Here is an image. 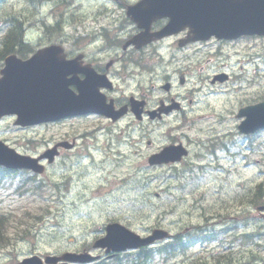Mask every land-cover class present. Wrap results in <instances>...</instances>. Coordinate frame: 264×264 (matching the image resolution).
I'll return each mask as SVG.
<instances>
[{
	"label": "rangeland",
	"instance_id": "374dc122",
	"mask_svg": "<svg viewBox=\"0 0 264 264\" xmlns=\"http://www.w3.org/2000/svg\"><path fill=\"white\" fill-rule=\"evenodd\" d=\"M125 1L136 0H45L35 6L27 0L0 1V37L5 21L16 17L23 25L39 26L23 36L30 45L60 43L66 51H82L93 64V53L103 46L102 39L93 41V31L103 25L100 14L109 11L104 3L111 6L112 26H122V36L133 31ZM44 30L48 35L38 33ZM121 54L116 48V53L111 49L98 56ZM127 54L118 67L124 61L137 62L144 81L136 91L137 77L117 79L121 91L116 94L143 96L139 91H150L148 97L156 101L168 95L161 85L171 82L169 94L182 99L189 115L183 129L190 156L175 166L150 168L133 152L145 154L167 141L165 129L178 115L160 125L137 122L131 115L110 131L91 114L24 128L13 124L14 116H2L0 140L22 154L38 155L61 140L75 139V146L61 150L53 163H44L43 174L17 172L0 182V214L7 217L0 264H13L32 253L82 251L111 220L141 235L154 227L184 232L196 224L217 230L211 244H195L186 254L170 258L156 254L147 264H173L191 253L210 258L213 252L228 250L239 264H264V217L248 199L254 185L264 181V130L245 137L237 130L236 117L238 108L264 99V36L197 42L183 49L173 37ZM219 73L227 79L212 82ZM117 137L130 142L118 143ZM138 137L141 143L135 142ZM148 139L151 149L146 147ZM119 147L129 155L121 162L111 155ZM26 175L40 187L33 189L23 181ZM232 223L237 225L234 231L254 236L242 241L230 228H220ZM90 251L100 253L92 247Z\"/></svg>",
	"mask_w": 264,
	"mask_h": 264
},
{
	"label": "water",
	"instance_id": "95a60500",
	"mask_svg": "<svg viewBox=\"0 0 264 264\" xmlns=\"http://www.w3.org/2000/svg\"><path fill=\"white\" fill-rule=\"evenodd\" d=\"M127 14L145 30L125 46L132 42L140 47L154 38L177 32L186 26L192 34L184 43L207 39L212 34L217 38H232L240 33L264 34V0H140L128 7ZM163 16L169 17L168 23L160 31L151 33V22ZM61 55L60 46H49L26 61L19 60L15 55L7 56L0 78V115L15 112L18 114L15 123L27 125L93 111V105L97 103L93 90V69L87 65L79 67L75 61L62 60ZM79 71L85 73L82 80L76 77ZM69 73H73V77L67 79ZM71 83L77 85L78 94L69 88ZM238 116H245L239 125L241 131L252 132L263 128L264 101L240 109ZM56 147L48 149L41 157L47 156L51 161L57 153ZM178 148H165L153 156L151 162L178 159L181 154ZM37 160L16 153L0 141V164L41 172L43 166ZM167 236L168 233L163 229H154L150 235L140 237L119 223H111L106 226L105 235L97 239L93 246L105 248L106 252L122 251L148 245ZM94 258L87 253H65L60 257H46L45 261L56 264L59 259L85 262ZM18 264L43 263L33 256Z\"/></svg>",
	"mask_w": 264,
	"mask_h": 264
},
{
	"label": "flooded vegetation",
	"instance_id": "af4514ba",
	"mask_svg": "<svg viewBox=\"0 0 264 264\" xmlns=\"http://www.w3.org/2000/svg\"><path fill=\"white\" fill-rule=\"evenodd\" d=\"M168 37H170V36H168ZM168 37H166V38H168ZM171 37H172V35H171ZM153 43L154 42H151V44H153ZM110 49L111 48H107V47H102L101 49L99 48L98 52L95 51L96 55H93V69L98 74L106 75L107 78L113 82V88H111V89H107L105 84H100V86H101L100 91L107 97V99H113L115 108H119L123 105H127L128 110H127L125 116L130 115V113H131L130 111L132 108V102L134 104H136L137 101H138V104H140V102H143V105H144L142 121L147 120V118H148L151 122L160 123L161 121L165 120V118L168 117V115H170V116L178 115L179 120L175 122V125H172L170 127V129L173 130L171 134L174 133V135L172 136L169 133V135L167 137V141H165V142L168 144H183L187 148L188 155H189L190 149L186 144L185 134L183 131L185 121H187L186 116L183 114V110L185 108V105L180 98L174 97V96L169 94L172 86L170 85L168 89H165V91L168 93V95L166 97H163V98L160 97L156 101L150 99L148 97V95H145V92H143V91H139V93L144 94L143 96H136L133 94L126 96L123 92H121L120 94H116L117 91H121V90H119V86L116 84L117 79L125 80L127 78H130L131 76L138 77L139 81H138L137 86H136V91H138L139 86L141 84V79L143 77H142V70L139 67L140 66L139 64L124 61V62L120 63V64H122L123 67L122 68L118 67L120 60H124L126 58V55L130 57V55L127 54L128 51H124L125 53L122 55H115V57L109 58L108 60H107V56H102V57L98 56L99 54H108ZM129 64H132L134 69L137 70V72H135V73L130 72L128 69ZM151 86L154 89V86L153 85H151ZM147 92H149V91H147ZM131 96H133L134 99L130 100ZM176 100L180 101L181 103L179 102L180 104H178L176 102ZM176 104H177L176 108H179L178 109L179 111H175V110L171 109L172 112H168V113L164 112V110L166 108H168L169 106L171 108H173L176 106ZM179 105H180V107H179ZM159 108H161L160 114L156 115V118L150 119L148 117V111L154 110V109L158 110ZM176 134H179V135H176ZM148 144H149V141H148ZM179 163H181V162H179ZM174 164L175 163H166V165H162V166H172Z\"/></svg>",
	"mask_w": 264,
	"mask_h": 264
},
{
	"label": "trees",
	"instance_id": "16d2710c",
	"mask_svg": "<svg viewBox=\"0 0 264 264\" xmlns=\"http://www.w3.org/2000/svg\"><path fill=\"white\" fill-rule=\"evenodd\" d=\"M11 21H13V26L9 29V31L5 34V36L1 39V46H0V61L3 59L4 55L6 53H9L11 51H17L18 53H22V50H26L29 47H27V44L22 42L23 37L21 38V28L18 21V18L12 17L10 18ZM23 43V44H22ZM10 171L3 169L0 167V176L5 177L9 175ZM250 201H254V203H264V182L257 183L253 190L250 193V196L248 197ZM189 233L185 238L180 237V235H175L174 239L172 241L166 242L165 244L161 245L158 250L161 252H164L168 255H173L176 253H179L185 249L189 245H192L193 243L203 240V237H201L200 234ZM254 233L247 232L241 234V240L246 241L251 239L250 237H253ZM2 233L0 230V242H2ZM232 252L228 251L227 253L218 255V258L216 259L217 264L221 262V260H224L225 263L223 264H239L241 261L239 259H232L231 256ZM128 256V254L126 255ZM132 258H126V259H119L118 257H115V264H145L147 263L149 257L151 256V252L148 249L137 251L136 254L133 255ZM201 257H195L194 259L190 260L186 264H204V260H200ZM92 264H104V262H96ZM185 264V263H183Z\"/></svg>",
	"mask_w": 264,
	"mask_h": 264
},
{
	"label": "bare ground",
	"instance_id": "6f19581e",
	"mask_svg": "<svg viewBox=\"0 0 264 264\" xmlns=\"http://www.w3.org/2000/svg\"><path fill=\"white\" fill-rule=\"evenodd\" d=\"M23 42L27 44V47H30V46H31V45L25 40V38H23ZM26 50H29V48L26 49Z\"/></svg>",
	"mask_w": 264,
	"mask_h": 264
}]
</instances>
